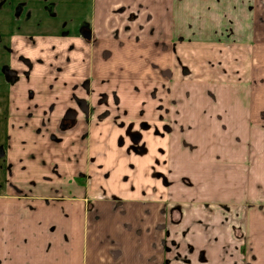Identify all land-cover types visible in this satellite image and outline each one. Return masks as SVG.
Wrapping results in <instances>:
<instances>
[{
	"label": "crops",
	"instance_id": "crops-1",
	"mask_svg": "<svg viewBox=\"0 0 264 264\" xmlns=\"http://www.w3.org/2000/svg\"><path fill=\"white\" fill-rule=\"evenodd\" d=\"M0 264H264V0L0 4Z\"/></svg>",
	"mask_w": 264,
	"mask_h": 264
},
{
	"label": "rangeland",
	"instance_id": "rangeland-1",
	"mask_svg": "<svg viewBox=\"0 0 264 264\" xmlns=\"http://www.w3.org/2000/svg\"><path fill=\"white\" fill-rule=\"evenodd\" d=\"M148 105H151L150 102L148 103ZM153 146H154L153 144L150 145L151 148H153ZM151 151L153 152L154 149H152ZM149 155L152 156L151 154H149ZM159 158H162V160L166 159L164 155L159 156ZM141 160H146L145 163H151V164L153 163L154 167L149 165V166H147V168L144 169L143 174L138 171L137 175H136L135 169L131 170V169H128L127 167H125L124 171L127 173H130L131 177L129 178V181L127 180L128 182H125L124 184H129V185L133 184L135 187H138L141 185L150 186V185L157 183V185L159 184V185H162V187H167L168 185H173L174 179L177 182V185L181 186V187L182 186H188L190 184L188 182V177H189L191 166L189 167L188 163H186L184 165V169L181 170V172H185V174H181L178 177L176 176V178L170 177V178H168L169 182L167 181V183H165L164 179L161 177L158 180H157V178L156 179L154 178V177H156V175L154 174V170H157L159 167V169L161 171H163L165 174L164 168L167 169L168 165L171 168H175L174 166H176V165H174L173 162H166V161H162V162H160V161L156 162L155 161V162H153L151 160V157H144L143 159H140V161ZM130 161L135 162V163L139 162L138 159L135 157H133L132 160H130ZM156 163H158V165H160V166H156ZM104 176H105V174H104ZM6 179H8V178L6 177Z\"/></svg>",
	"mask_w": 264,
	"mask_h": 264
},
{
	"label": "flooded vegetation",
	"instance_id": "flooded-vegetation-1",
	"mask_svg": "<svg viewBox=\"0 0 264 264\" xmlns=\"http://www.w3.org/2000/svg\"><path fill=\"white\" fill-rule=\"evenodd\" d=\"M5 0H0V4H2ZM48 11L51 13V15H54L56 14V11H54V3L52 1L48 2L47 5H46ZM32 15V12L31 10H24L23 8V3L22 2H17L14 6V9H13V19L15 21H22V20H28L30 18V16ZM65 22H63L64 24ZM79 33L84 36V37H88L90 38L91 35L93 34V31H92V26L89 22L87 21H84L80 24L79 28ZM68 33L67 32H63L61 33L60 35L61 36H65L67 35ZM32 37V36H31ZM183 69L187 71V68L185 66H183ZM151 95V94H150ZM75 117H71V116H64L62 119H61V127L63 129H66V128H69L71 127L74 122H75ZM144 123L146 122H143L142 124L145 125ZM140 134L138 132H134V136L135 138L139 137L141 138V136H139ZM8 142V141H7ZM7 145L8 143L5 145V148H7ZM144 148V145H137L132 143V150H134L135 152H140L141 149ZM167 162V161H166ZM134 166V162H128L127 164V167L128 168H132ZM167 169L169 170H173V168H171L169 165L167 166ZM108 173V172H107ZM154 174L156 175V177H161L164 179L165 183H167V181L169 182V180L166 178L165 174L163 171L161 170H154ZM122 177V176H121ZM126 180H128V178L130 177V173H128L127 175L123 176Z\"/></svg>",
	"mask_w": 264,
	"mask_h": 264
}]
</instances>
